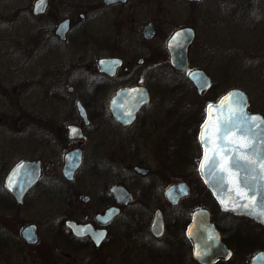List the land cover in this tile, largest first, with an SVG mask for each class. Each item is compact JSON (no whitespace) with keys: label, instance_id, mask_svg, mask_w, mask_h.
I'll return each instance as SVG.
<instances>
[{"label":"flooded vegetation","instance_id":"obj_1","mask_svg":"<svg viewBox=\"0 0 264 264\" xmlns=\"http://www.w3.org/2000/svg\"><path fill=\"white\" fill-rule=\"evenodd\" d=\"M36 1L32 13L41 22L40 46L43 55L48 52L44 59L58 48L67 53L65 62H45L41 80L50 87L66 83V88L61 87L64 91L51 93L58 111L44 125V129H53L51 134L56 140L53 142L60 150L56 151V147L47 142L38 159H23L15 165L27 160L37 161L41 166L39 180L25 192L21 201L7 187V178L15 166L5 177L0 171V208L4 207L7 212L0 228V246L5 244L8 253L17 254V264H63V258L66 264H251L254 254L264 249L254 251L253 246L264 241V225L248 216L223 210L213 199L214 206L198 203L207 193L199 172L203 156L199 133L208 105L217 104L224 95L216 93L207 102L202 100L215 89V84L205 68L193 66L191 54L197 35L200 38V30L198 34L194 25L186 23L164 35L162 26L153 21V0L111 3L48 0L46 10L40 14L34 12ZM187 1L201 4L205 0ZM66 7L71 9L70 13L62 11ZM147 15L148 19L133 31L131 58L116 49L96 61L91 57L92 46L106 47L107 41L102 40L108 34L128 33L135 21ZM100 17L104 18L102 22ZM86 20L90 24L85 25ZM64 21L69 22V28L62 36L58 29ZM201 23L203 28L199 29L204 31L214 20L210 17L209 22L201 20ZM185 27L195 32L189 49L188 71L171 65L167 48L172 34ZM153 29L156 30L154 36ZM157 39H161L159 44L153 46ZM205 39L208 37L200 38ZM158 46H163L161 53H157ZM102 58H119L121 63L114 62L111 68L102 70L99 65ZM193 69H201L211 78L210 88L203 93L198 92L189 78ZM83 81L87 82V88L78 92L74 84ZM189 84L198 96H190L186 90ZM134 88L139 90L122 93ZM71 128L80 129L81 136L70 138L68 129ZM77 149L81 150V163L69 180L64 173L65 157ZM48 157L57 158L59 162L62 172L57 176H47ZM0 160L5 164L3 158ZM153 164L159 165V169L153 170ZM194 182L203 190L191 200ZM178 183H187L189 194L174 203L166 192L168 187ZM41 186L48 198L66 200L75 211L81 209V216L62 217L57 236L48 242L40 237L39 223L33 221L24 224L20 237H15V210L22 214L29 199L35 200L33 193ZM189 199L190 203L185 204ZM109 210L113 216L107 214ZM159 210L164 219V231L160 235L153 230ZM200 210L208 211L226 251L218 254L217 249H212V253L197 257L190 230ZM244 220L246 225L242 223ZM69 221L93 233L79 236L68 226ZM31 225L36 226V243H29L23 237V229ZM197 233L203 236L206 231L202 229ZM100 235H104L103 240L99 239ZM2 249L0 264L4 259ZM28 249L35 252L30 261L23 255Z\"/></svg>","mask_w":264,"mask_h":264},{"label":"rangeland","instance_id":"obj_2","mask_svg":"<svg viewBox=\"0 0 264 264\" xmlns=\"http://www.w3.org/2000/svg\"><path fill=\"white\" fill-rule=\"evenodd\" d=\"M34 1L0 0V158L5 160V164L0 160L2 177L19 161L38 159L44 143L51 142L56 151L60 150L59 145L53 142L56 141L51 134L53 129H44V125L58 111L55 100L50 98L51 93L64 91L61 87L66 88V83L50 87L41 80L44 78L42 67L45 62H65L67 53L58 48L50 53L49 58L44 59L48 52L43 55L44 50L40 46L38 29L41 22L32 13ZM62 11L70 13L71 9L66 7ZM210 17L214 23L207 25L203 31L201 20L207 23ZM103 19L100 17L99 21ZM147 19L148 15L135 21L128 33L108 34L102 40L107 41V46H92L89 54L96 61L116 49L119 54L131 58L134 53L133 31ZM153 21L162 26L164 35L178 26L190 23L197 28L198 34L200 30V38L208 37L205 39L208 41H203L197 35L191 54L193 66L205 68L215 84V89L202 100L207 102L216 93L223 95L232 88H241L249 94L251 111L264 114V0H205L201 4H192L187 0H153ZM88 24L89 20H86L85 25ZM160 40L153 41V46H157ZM203 46L206 49L201 50ZM157 51L161 53L163 46H158ZM74 85L78 92L87 88L86 81ZM186 90L190 96H198L191 84ZM47 162V176H57L61 171L57 158L48 157ZM158 169L159 165L153 164V170ZM81 179L82 176L78 181ZM42 188L35 190V200L29 199L22 214L15 210V237H20V229L24 224L33 221L39 223L40 237L48 242L57 236L62 217L71 214L81 216V209L75 211L66 200L48 198L42 193ZM193 189L191 200L198 195V191L203 190L195 182ZM205 195L198 203L214 206L209 192ZM189 203L190 199L185 202ZM6 217V210L0 208V228H3L2 220ZM242 223L247 224L246 220ZM253 246L254 251H257L264 246V241ZM2 247L4 259L1 257V264H17V254L8 253L5 244L0 249ZM34 254L33 250L28 249L23 255L30 261L34 259ZM66 263L63 258V264Z\"/></svg>","mask_w":264,"mask_h":264},{"label":"water","instance_id":"obj_3","mask_svg":"<svg viewBox=\"0 0 264 264\" xmlns=\"http://www.w3.org/2000/svg\"><path fill=\"white\" fill-rule=\"evenodd\" d=\"M119 0H106L107 3H111ZM126 1V0H122ZM191 2H201L202 0H189ZM39 0L36 1L34 6V12L36 14L43 13L48 5V0H45V4L42 7H37ZM69 28V22L64 21L60 24L58 33L62 36L65 35ZM156 30L153 29V36ZM195 38V32L190 27H185L176 30L167 43V48L170 55L171 65L178 70H190L189 63V49ZM114 62L121 63L119 58H102L99 60V65L102 70H108L112 67ZM190 80L195 84L199 93L205 92L210 88L212 82L211 78L201 69H193L189 73ZM138 88L123 90V92H136ZM242 96L244 98V104H238L236 97ZM209 105L212 107L209 108ZM207 108V116L201 125L199 139L203 147V157L199 165V172L204 183L212 191L214 198L217 200L220 207L225 211H231L236 214L247 215L253 218L255 221L264 225V217L259 215L260 206L264 202V179H261L262 172L264 170L259 168V161L257 164L249 165L250 168L255 169L254 172L249 173V185L250 187H244L243 180L245 173L243 171L237 172L235 169L226 171L231 164V161L225 163V153L220 152L219 156L216 153L219 151V147L222 143H227L228 147L232 146V141L236 140L239 136V132H233L228 141L224 142L220 139V129L224 122L233 117L234 120L240 125V127L247 128L248 125L243 122L241 112L246 113L248 116H256L264 118L261 113H252L249 111L250 100L247 93L239 88L230 90L225 94L217 104H209ZM75 130V131H74ZM70 138H76L81 136L80 129H68ZM80 131V132H79ZM256 131H259L257 129ZM202 136L208 141L204 143ZM248 139H251L249 137ZM255 143V141H253ZM261 150L264 151V145H261ZM81 150L70 151L65 157L64 173L66 177L71 180L75 171L78 169L81 163ZM251 159H256L252 156ZM215 160V163L213 161ZM245 163V161H241ZM203 165V167H201ZM139 169V168H138ZM141 169V168H140ZM142 170V169H141ZM146 172V170H143ZM41 166L37 161L24 160L18 164L9 174L7 178V187L13 192L18 201H21L25 192L29 190L40 178ZM255 176V179H251ZM255 186V193L251 186ZM239 186V191L237 187ZM167 196L170 200L176 203L181 197L189 194V185L187 183L173 184L167 188ZM245 197V198H242ZM248 204L245 208L243 205ZM108 211V215L113 216L114 213ZM252 213V214H249ZM68 226L72 231L83 236L84 234H92L91 229H86L82 225L75 221H69ZM204 229L205 235L201 236L197 231ZM153 230L158 234H162L164 231V219L163 212L161 210L156 212ZM193 242L195 244V252L198 258L199 254H210L212 249L219 251H226L225 243L222 241L219 232L216 230L214 224L211 222L209 213L207 210H200L195 215V218L191 224L190 230ZM23 237L29 243H36L38 236L36 233V226L31 225L23 229ZM104 235H100L99 239L103 240ZM219 255H216V257ZM209 263V261H208ZM210 264V263H209ZM251 264H264V250L257 252L251 261Z\"/></svg>","mask_w":264,"mask_h":264},{"label":"snow or ice","instance_id":"obj_4","mask_svg":"<svg viewBox=\"0 0 264 264\" xmlns=\"http://www.w3.org/2000/svg\"><path fill=\"white\" fill-rule=\"evenodd\" d=\"M44 4L45 0H39V4L37 7H42ZM236 102L238 104L245 103L242 96H237ZM211 107L212 106L209 105V108ZM240 115L243 117V122H245L248 127L242 129L233 117L228 118L221 126L220 139L224 142H227L228 137L233 132H239L240 136L236 140H233L231 142V147H228L227 143H222L216 155L219 156L220 152H224L225 163L231 161V164L226 169V171L235 169L237 172L243 171L245 173L243 184L244 187L247 188L250 187L248 174L255 171V169L250 168L249 165L257 164L258 160L259 168L264 170V151H262L260 147L261 145H264V118L248 116L243 112H241ZM257 129H259V131H256ZM249 137H251V139H248ZM202 141L204 143H208V141L203 136ZM253 141H255V143H253ZM252 156H255L256 159H251ZM241 161H245V163L242 164ZM213 163H215V160L213 161ZM201 167H203V165H201ZM251 179L254 180L255 176H252ZM261 179H264V172H262ZM251 187L253 192L255 193V186L253 185ZM237 191H239V186L237 187ZM243 207L247 208L248 204L243 205ZM259 215L261 217H264V202H262V205L260 206Z\"/></svg>","mask_w":264,"mask_h":264},{"label":"trees","instance_id":"obj_5","mask_svg":"<svg viewBox=\"0 0 264 264\" xmlns=\"http://www.w3.org/2000/svg\"><path fill=\"white\" fill-rule=\"evenodd\" d=\"M210 194V193H209ZM210 197H211V194H210ZM211 199H213L212 197H211ZM213 201H215V200H213ZM217 204V203H216ZM261 248H264V246H262Z\"/></svg>","mask_w":264,"mask_h":264}]
</instances>
